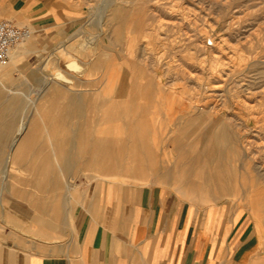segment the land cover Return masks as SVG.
I'll list each match as a JSON object with an SVG mask.
<instances>
[{"label":"crops","instance_id":"crops-1","mask_svg":"<svg viewBox=\"0 0 264 264\" xmlns=\"http://www.w3.org/2000/svg\"><path fill=\"white\" fill-rule=\"evenodd\" d=\"M10 2L11 10L0 9V15L17 12L33 37L18 44L14 59L0 70V264L264 261L244 203L211 200L209 190L204 201L196 199L178 186V172L161 164L152 168L149 160L134 169L125 155L114 170L113 136L104 140L106 161L99 170L91 155L99 145L98 110L111 99L127 98L129 71L109 50L100 47V54L88 56L75 42L84 8L64 0ZM62 50L72 59L61 57ZM71 60L78 69L68 67ZM115 63L121 70L118 94H97ZM54 68L69 79L60 81L64 94H34L35 82ZM24 84L29 94L18 92Z\"/></svg>","mask_w":264,"mask_h":264},{"label":"rangeland","instance_id":"rangeland-1","mask_svg":"<svg viewBox=\"0 0 264 264\" xmlns=\"http://www.w3.org/2000/svg\"><path fill=\"white\" fill-rule=\"evenodd\" d=\"M64 1L86 10L85 21L75 32V42L82 50H87L86 55L100 54V47L105 51L109 50L111 57L118 59L119 64L129 71L128 75L126 74L127 82L135 80L143 84L147 75H150L155 82L162 84L166 91L180 94L185 104H194L193 109L189 111L190 115L177 122H167L165 127L168 128L162 132L164 138L177 132L183 133L180 137L183 140L179 142L180 147L171 148L170 144L160 146L152 143L154 159H144L152 162V168H158V164H161L163 170L172 163L179 165L181 169H186L193 175L191 179L194 181L201 180V176L206 173L212 176L209 180L211 200L228 199L242 202L249 209L260 238V254L264 259V204L261 205L257 201V192L263 190L264 193V0ZM0 9L11 10L10 0H0ZM18 16L15 12L13 15H0V19H9L18 25L28 24L20 22ZM32 37L28 39L31 40ZM28 39L24 42L29 41ZM60 55L72 59V56L66 55L63 50ZM105 55L108 56L107 52ZM68 67L77 69L78 63L71 60ZM2 68L0 66V70ZM48 77L59 81L69 80L62 69H57L53 75L44 72L39 77L40 81L34 84V94H46L49 89H53L52 86L57 89L52 90L53 94H64L65 84ZM24 86L20 88L19 93H28L26 84ZM115 87L114 84L112 93L118 94ZM103 88L97 94L106 97L109 93L104 92ZM130 89H135L134 85L130 84L125 94ZM107 111L108 108L100 107L98 119L104 118L106 113L103 112ZM121 114V119H126L127 115L124 112ZM145 116L147 115L143 112L142 117ZM171 116L168 115V120ZM130 117H133L132 114ZM186 119L191 121L186 128H182ZM222 120L229 123L232 138H238L236 141L241 150L239 156L233 153L234 142L229 139L221 145L222 154L211 158L214 161L209 159L204 162V158L200 156L198 161L195 159L196 161L190 162L195 150L207 148L209 141L213 139L212 133ZM171 123H179L181 129L169 130ZM189 129L192 131L189 132ZM117 134L126 136L127 131H115V136ZM245 136L248 139H245ZM197 137L201 140L199 147L194 148L191 144ZM120 140H115L117 142H114V150H127L128 147L124 143L129 139L125 137V141ZM243 140L246 143L249 140V145ZM119 143L125 147L119 146ZM177 149L185 150V156L180 157L179 152L176 153ZM83 150L85 154V148ZM166 154L165 163H162L160 158ZM123 159L124 156L116 159V169L122 165ZM144 159L136 163L129 161L128 165L140 166L141 169ZM99 165L100 163L97 166ZM128 165L126 169H129ZM225 180L228 183L227 192L222 187ZM182 187L189 190L186 185ZM205 194L199 195L201 201H204V197L208 198Z\"/></svg>","mask_w":264,"mask_h":264},{"label":"bare ground","instance_id":"bare-ground-1","mask_svg":"<svg viewBox=\"0 0 264 264\" xmlns=\"http://www.w3.org/2000/svg\"><path fill=\"white\" fill-rule=\"evenodd\" d=\"M21 44L24 45V46L25 45H28V41L27 42H24L23 41V43H21ZM194 52H195V50H194ZM16 53L17 52H14V53L12 52L11 57H10V60L11 59H14ZM8 63H9V61L6 64L2 65V67L6 66ZM111 65L112 66H108V68H107V74H106L108 76V84L105 85V87L103 88V91L104 92H107V94L109 93L106 96H109V95L114 94V93H112V91L114 90L115 81H117L116 80V78L118 76L117 70L118 71H121V70H119V66L114 65V64H111ZM73 66H74V64H73ZM78 68H79V65H78ZM50 78H52L55 82H59L60 83V81L57 80L56 78H53V77H50ZM131 84L134 85L135 89H133V90L130 89L128 91V93L126 95L127 98L120 99L121 96L120 97L118 96L119 99L118 98H114L113 100L112 99L109 100L108 101L109 103H106V102L104 103L105 105H103V107L104 108H108V111L107 112H103V113H106V116L104 117L105 119L104 118H101V120H99L98 119V116H97V121H98V123H97L98 124V131H97V133L99 134V138H98L99 139V141H98L99 145H98V147H95V152H92L91 155H92V158H95V160L98 162L97 165L100 163V165H99V168L100 169L102 168V166L104 165V162L106 161L102 156H103V154H107V148H105V144H104V143H106V141H104V140L107 139V136H113L115 138V140L116 139L117 140H120L121 139L120 142L123 141V138L127 137L129 139V142H130V146L128 148V152L125 151V150H123V149H121V148L118 149V150H115V151H111V155L112 156L114 155V158H111V159L113 161H115V162L117 161L116 159L118 157L121 158L122 156H125V155H127V157L130 158L129 160L131 162H135V163L141 161L145 157H149V159H154L153 157L155 156V153H154L153 149H151V144L152 143H154L156 145H160V146L161 145L163 146V145L170 144L171 148H175V147H180L179 142L180 141H183L180 138L182 136L181 134H183L181 132H177L176 134L171 135L169 137H165V138L163 137L164 134H162V132H163V130H165V129L168 128V127H165L166 124H167V122H172L173 120L177 122V120L178 121L180 119L182 120V119H184V117L186 115H188L189 113H191L189 111H191L193 109L194 104L192 102H188L187 104H185L184 101H183V97H181L180 94H177L175 91H166V88H163L164 86L162 84H160L158 81L155 82V80H153V78L150 75H147L146 81L143 82V84L140 83V82H137L135 80H131ZM52 87H53V89H49V91L46 94H53V91L52 90L57 91V89H56L55 86H52ZM60 90H61V87H60ZM67 94H69V93H67ZM238 102H240V101H238ZM248 103H250V102H248ZM159 107H161L163 109V111H162V109L160 110ZM120 110H122V111H120ZM121 112H124V114L127 115L126 119H123V120L121 119V117H120V115H122ZM143 112H145L146 115H147L144 118L142 117ZM98 113H99V110H98ZM131 114H132L133 117H130ZM170 114L172 115L171 116L172 118L170 120H168L167 117ZM190 121H191V119H186V122H184V124H183L184 127H182V128H186V125H189V122ZM178 124L179 123L172 124V126L169 128V130H180L181 129V126H178ZM228 125H229V123L227 121L222 120L220 122V125L215 129V132L212 133L213 134V139L211 138V140L209 141V145L206 146L207 148L204 149V150H201L200 149L199 151H196L195 150V154H193V156H191V159L193 158V160H190V162H193V161H196V160L198 161V159H199L198 157H200V156H202V158H204L203 161L206 162L207 160L209 161V159H211L212 157L217 156L219 154H222L221 145L222 144H225L224 142H226L229 139L233 140L232 142H234V144H233V147H234L233 149L234 150H232L233 153L235 155L239 156L238 154H239V151H241V150H239V147H238V144H237V141H236L238 138L237 139H234V137L232 138V135L233 134H231L232 133V132H230L231 128H228ZM25 128H26V123L24 122V124H22L21 127H20V130H19L20 132L19 133L23 132V130ZM121 130H126L127 131L126 136H124V135H119L118 136V134H117V136H115V131L120 132ZM257 130H261V129H257ZM191 131H192V129L189 132H191ZM262 132H264V130ZM244 138L245 139H248V138H246V136ZM115 140H114V142H117ZM200 140H201L200 137L199 138L197 137L196 139H194V141L192 142L191 145L194 148H196V146L199 145ZM240 141H241V139H240ZM205 142H207V141H205ZM248 142H249V140H247V143L246 142L245 143L247 145H249ZM254 142H256V141H253V143ZM18 144H20V143H18ZM120 145H122V144H120ZM139 145H140V147H137ZM244 147H246V146H244ZM17 148L15 147V149H17ZM84 148L86 150L85 153L89 152L88 149H87V147H84ZM248 148H249V146H248ZM18 152L19 151H17V153ZM178 152H179V156L180 157L185 156L184 155L186 153L185 150L177 149V152L176 153H178ZM228 154H229V152H228ZM225 155L227 156V153ZM248 155H249V153H248ZM166 156H167V154L163 158H160V160L162 161V163H165L164 158H166ZM161 157H162V155H161ZM261 157H262V155H261ZM118 160L120 161V159H118ZM222 160H224V159H222ZM212 161H214V160H212ZM115 162H114V165H113L114 170L116 169V166H117V165L115 166ZM234 165H235V163H234ZM163 166H165V165L163 164ZM261 167H263L262 164H261ZM130 168H132V167H130ZM136 168L137 167H134V169H136ZM166 170H171V171H174V172L181 173L179 175V178H178V180H179L178 183L180 184V188H182V186L186 185L187 188L189 189V192H193L194 193V196L197 197V198L200 197L199 196L200 194H203L205 192L207 193V191L209 190V186H210L209 180H210V177H212V176H209L207 173L204 176L203 175L201 176V180L194 181V179H191L193 175L191 176L186 169H181V167L179 165L178 166L176 164L175 165H172V169H171V166H170V167L166 168ZM208 170H210V169H208ZM202 171H203V169H202ZM259 172H261V171H259ZM220 176H221V174H220ZM198 177L200 178V176H198ZM222 187H223V190L224 191H226L228 189V183H227V181L224 184H222ZM257 194H258L257 195V197H258L257 198L258 203L261 204V205L264 204V202H263V195H264L263 190L258 191ZM262 223H263V221H262ZM260 262L262 264H264V261H260Z\"/></svg>","mask_w":264,"mask_h":264},{"label":"built area","instance_id":"built-area-1","mask_svg":"<svg viewBox=\"0 0 264 264\" xmlns=\"http://www.w3.org/2000/svg\"><path fill=\"white\" fill-rule=\"evenodd\" d=\"M32 35L33 29L29 25H18L9 19H0V66L10 60L18 44Z\"/></svg>","mask_w":264,"mask_h":264}]
</instances>
